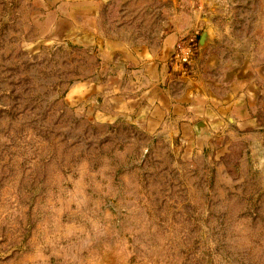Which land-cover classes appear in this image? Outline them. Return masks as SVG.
Segmentation results:
<instances>
[{
    "label": "rangeland",
    "instance_id": "374dc122",
    "mask_svg": "<svg viewBox=\"0 0 264 264\" xmlns=\"http://www.w3.org/2000/svg\"><path fill=\"white\" fill-rule=\"evenodd\" d=\"M247 22L260 0H0V264H264L259 148L153 136L89 102L106 42Z\"/></svg>",
    "mask_w": 264,
    "mask_h": 264
},
{
    "label": "crops",
    "instance_id": "0c3cea01",
    "mask_svg": "<svg viewBox=\"0 0 264 264\" xmlns=\"http://www.w3.org/2000/svg\"><path fill=\"white\" fill-rule=\"evenodd\" d=\"M208 24L209 37L186 73L170 67L167 57L180 37L199 42L196 26H174L153 49L106 42L105 80L95 82L90 105L103 102L112 119L142 133L175 135L204 147L217 140L250 141L264 157V22Z\"/></svg>",
    "mask_w": 264,
    "mask_h": 264
},
{
    "label": "built area",
    "instance_id": "2783aa9c",
    "mask_svg": "<svg viewBox=\"0 0 264 264\" xmlns=\"http://www.w3.org/2000/svg\"><path fill=\"white\" fill-rule=\"evenodd\" d=\"M198 52L196 40L188 37H180L175 43L171 53L167 57V64L186 73L188 65L194 60Z\"/></svg>",
    "mask_w": 264,
    "mask_h": 264
},
{
    "label": "water",
    "instance_id": "95a60500",
    "mask_svg": "<svg viewBox=\"0 0 264 264\" xmlns=\"http://www.w3.org/2000/svg\"><path fill=\"white\" fill-rule=\"evenodd\" d=\"M208 37H209V35L206 31L202 32L200 37H199L198 45L203 46L204 43L207 41Z\"/></svg>",
    "mask_w": 264,
    "mask_h": 264
}]
</instances>
